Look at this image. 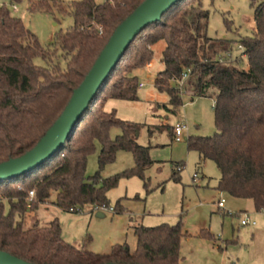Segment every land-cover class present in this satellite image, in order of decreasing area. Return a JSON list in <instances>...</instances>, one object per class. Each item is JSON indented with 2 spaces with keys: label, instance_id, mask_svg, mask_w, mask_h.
<instances>
[{
  "label": "trees",
  "instance_id": "trees-1",
  "mask_svg": "<svg viewBox=\"0 0 264 264\" xmlns=\"http://www.w3.org/2000/svg\"><path fill=\"white\" fill-rule=\"evenodd\" d=\"M22 0H10L16 4ZM145 0H74L66 9L54 0H30V10L70 14L74 24L60 30L43 46L22 18L0 5V163L17 158L34 148L60 117L76 88L80 86L116 28ZM255 9L256 30L240 39L242 56L233 58L232 40L208 34L210 11L202 0H180L162 18L146 26L132 41L90 102L66 143L46 162L24 175L0 181V250L35 264H182L184 237L182 220L177 224L135 227L137 247L116 244L110 252L95 253L88 244L81 247L66 241L60 220L46 225L36 221L25 228L26 214L49 202L56 192V204L78 213L91 205L109 207L108 192L121 178L139 176L154 164L151 146L139 143L145 124L122 120L108 111L111 99L138 100L140 82L134 71L154 57V45L165 41L161 60L164 69L155 86L167 92L172 108L190 99L211 97L217 131L188 143L203 161L217 165L220 178L216 189L235 198L251 199L258 211L264 208V0H249ZM231 30V21L224 19ZM66 62L63 65L59 55ZM40 58L45 65L36 63ZM190 69L181 90L177 79ZM186 92V93H184ZM167 107V106H166ZM121 134L112 137L113 128ZM162 126H157V129ZM152 134V126H149ZM172 134V132H171ZM100 144L99 170L87 176L88 158ZM121 150L129 151L135 166L102 179L101 171L116 160ZM171 179L181 181L184 161L174 162ZM35 195L29 201L30 191ZM140 199V196H136ZM3 200L10 203L5 213ZM74 209V211H71ZM117 212L124 210L117 201ZM200 236L215 240L209 229Z\"/></svg>",
  "mask_w": 264,
  "mask_h": 264
},
{
  "label": "rangeland",
  "instance_id": "rangeland-1",
  "mask_svg": "<svg viewBox=\"0 0 264 264\" xmlns=\"http://www.w3.org/2000/svg\"><path fill=\"white\" fill-rule=\"evenodd\" d=\"M52 1V0H51ZM62 3L69 10V4L74 0H54ZM103 3L106 0H95ZM203 7L210 11L208 34L212 38H228L232 40L233 58L242 56L240 66H248L247 58L240 48V39L252 36L256 30L255 9L249 0H202ZM6 4L13 15L22 18L26 27L35 33L43 46L54 40L55 34L69 29L74 24L70 14H62L58 7L52 11H31L30 0H22L11 4L10 0H0V5ZM231 21L228 30L224 19ZM165 41L154 45L152 67L147 65L134 71L139 82L144 87L138 90V100H119L117 115L122 120H128L144 125L138 141L144 146H151V158L154 164L145 172L148 181V192L144 179L139 176L123 177L118 185L108 192L110 206L91 214L92 206L88 205L82 212L74 213L62 209L56 204V192H53L47 204H42L37 210L26 214L25 228H30L38 221L46 225L58 218L62 224L63 237L66 241L81 247L88 244V249L95 253L110 252L116 244L127 243L132 250L137 247V237L134 226H157L163 223L177 224L182 220L183 229L190 233L184 237L181 245L182 264H264V214L258 211L251 199L235 198L227 193H219L216 189L220 172L214 161H203L197 150L189 149V137H210L216 131L214 99L198 97L191 101L187 94L183 95L184 105L176 108L173 113L170 97L167 92L159 91L155 86V78L163 68L162 51ZM63 65L66 62L59 55ZM150 62V63H151ZM36 63L45 65L37 58ZM186 93V92H184ZM106 109L110 110L115 101H110ZM167 105V107H166ZM165 124L163 131L158 125ZM166 121V122H164ZM183 121L188 125V131L182 141L172 140L171 127ZM152 126V135L149 134ZM121 129L115 127L111 135L115 138L121 134ZM174 134V129H172ZM100 144L90 154L87 165V176L94 175L99 170L98 156ZM184 161L186 167L181 172V181L171 179L173 163ZM135 166V159L129 151H119L116 160L107 164L101 171L102 179L109 178ZM199 174V181L194 182L193 176ZM140 196V200H136ZM226 199V208L218 209L217 200ZM125 206L122 212H114L117 201ZM5 213L10 212V203L2 201ZM248 212L257 222L256 225H242V213ZM204 228L215 235V240L200 236ZM237 240V243L231 241ZM230 242V243H228ZM219 245L228 250L219 249Z\"/></svg>",
  "mask_w": 264,
  "mask_h": 264
},
{
  "label": "water",
  "instance_id": "water-1",
  "mask_svg": "<svg viewBox=\"0 0 264 264\" xmlns=\"http://www.w3.org/2000/svg\"><path fill=\"white\" fill-rule=\"evenodd\" d=\"M180 0H145L114 31L66 108L38 144L20 157L0 163V181L28 173L52 157L66 143L99 88L121 60L135 37ZM0 264H35L0 250ZM105 264H118L108 262Z\"/></svg>",
  "mask_w": 264,
  "mask_h": 264
},
{
  "label": "built area",
  "instance_id": "built-area-1",
  "mask_svg": "<svg viewBox=\"0 0 264 264\" xmlns=\"http://www.w3.org/2000/svg\"><path fill=\"white\" fill-rule=\"evenodd\" d=\"M240 48L243 49V47L241 45H240ZM147 65L150 66L151 64L148 63ZM190 71H191L190 69L185 70L183 72V74H182V77L181 78H178L177 81H176L178 87L181 90H183V88H184L185 81L188 79ZM140 85H143V84H140ZM173 129H174V139L176 141L179 142V141H182L184 138H186L185 135H186V132L188 131V125H187V123H185L183 121L177 122L174 125ZM198 179H199L198 174H195L194 181H196ZM34 195H35V191L34 190L30 191L29 201L34 198ZM218 206L220 208H224L225 207V199L224 198H222L218 202ZM106 208H108V207H100V206H97V207H95V210H103V209H106ZM109 209L111 211H114L115 210V208H113V207H110ZM71 211H74V209H71ZM260 212H262L264 214V208L261 209ZM242 216H243V218L241 220V224L242 225L245 226V225H256L257 224V222L251 217V215L248 212H243L242 213Z\"/></svg>",
  "mask_w": 264,
  "mask_h": 264
},
{
  "label": "crops",
  "instance_id": "crops-1",
  "mask_svg": "<svg viewBox=\"0 0 264 264\" xmlns=\"http://www.w3.org/2000/svg\"><path fill=\"white\" fill-rule=\"evenodd\" d=\"M151 65L150 66H148V67H152L153 66V62H151L150 63ZM164 69V64H163V68L161 69V70H163ZM160 70V71H161ZM160 71H158V73L160 72ZM157 73V74H158ZM157 76V75H156ZM140 84H143V85H140V87H139V89L140 88H143L144 87V83H140ZM187 96H189L188 94H187ZM115 101V103L113 104V106H111V109L110 110H108V111H112V110H115V111H118V109L116 108L117 106H118V102L117 101H119L118 99H111V100H109L107 103H106V107H107V105H110L109 103H111L110 101ZM191 101L193 102V101H195V99H191ZM214 104H215V101H214ZM183 105H184V103H183ZM167 106V105H166ZM162 122L163 121H161V125H158V126H162V129H158V130H160V131H163V129L165 128V124H162ZM164 122H166V121H164ZM145 125H148V124H145ZM173 127L174 126H172L171 127V132H172V129H173ZM149 129V128H148ZM149 131V130H148ZM141 132V131H140ZM149 134L150 135H152L151 133H150V131H149ZM139 135H140V133H139ZM174 139V134H173V132H172V140ZM189 139L190 140H194V139H192L191 137H189ZM122 151H124V150H122ZM186 164V163H185ZM195 174H198L197 172L195 173ZM195 174H194V176H195ZM194 176H193V180H194ZM198 176H199V174H198ZM199 181V179L198 180H196V181H194V182H198ZM219 193L221 194L222 192H220L219 191ZM222 198H224L225 199V197H223V196H221L218 200H217V202H216V205L218 206V202L222 199ZM141 199V198H140ZM140 199H136V200H140ZM45 204H47V203H44V205ZM44 205H42V206H44ZM124 205V204H123ZM226 208V199H225V207L224 208H220L219 206H218V209H225ZM124 210H125V206H124ZM123 210V211H124ZM90 212H91V214H93L94 212H96V211H99V210H95V209H93V208H91L90 210H89ZM114 212H117L116 211V209L114 210ZM243 212V211H242ZM139 225H143V224H138V225H136V226H139ZM136 226H134L133 228H135ZM205 229H207V228H205ZM228 243H230V242H228ZM231 243H237V240H233V241H231ZM219 249H221V250H228V248L227 247H224L223 245H219Z\"/></svg>",
  "mask_w": 264,
  "mask_h": 264
}]
</instances>
